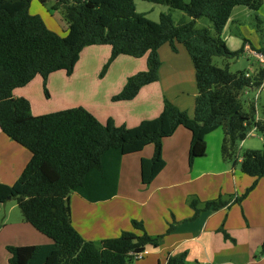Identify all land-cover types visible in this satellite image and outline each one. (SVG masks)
<instances>
[{"label": "trees", "instance_id": "obj_1", "mask_svg": "<svg viewBox=\"0 0 264 264\" xmlns=\"http://www.w3.org/2000/svg\"><path fill=\"white\" fill-rule=\"evenodd\" d=\"M38 1L45 4L50 0ZM55 1L54 9L63 10L69 24L65 35L31 14L32 0H0V129L31 153L13 185L0 183V204L17 201L24 220L53 242L7 247L10 264H132L133 254L144 253L149 245L159 247L174 226L166 234L152 237L142 221L133 220V231L100 243L86 241L72 224L70 197L76 193L93 203L113 198L123 157L148 145L154 146V153L141 160L140 171L142 184H151L166 166L164 139L180 127L192 134L190 168L205 156L207 135L223 129V160L233 167L240 164L241 171L255 181L240 197H219L207 201L204 209L241 204L264 178V149L241 152L240 148L251 128L264 139V111L258 118L255 100L247 110L241 100L245 91H256L263 84L264 68L252 75L233 73L229 62L219 68L213 59L230 61L244 53V47L230 50L221 36L236 7L255 12L264 0H142L185 13L190 20L180 24L174 23L171 12L160 14L158 22L149 20L137 12L135 0ZM201 17L213 23L216 35L196 28ZM166 44L175 53L183 46L193 63L197 86L193 118L166 99L159 117L128 128L112 120L103 124L84 107L35 116L29 100L14 95L38 75L47 79L62 69L73 71L86 47L109 46L111 56L101 76L120 56L147 60V69L130 77L112 97L113 102L131 101L143 87L159 82V49ZM260 53L264 55V50ZM190 205L198 215V201L193 199ZM225 238H229L226 233ZM165 264H187L186 254L169 258Z\"/></svg>", "mask_w": 264, "mask_h": 264}, {"label": "crops", "instance_id": "obj_2", "mask_svg": "<svg viewBox=\"0 0 264 264\" xmlns=\"http://www.w3.org/2000/svg\"><path fill=\"white\" fill-rule=\"evenodd\" d=\"M34 2L35 0L31 2L30 7L33 15L37 14L32 12L35 7ZM67 29L68 27L64 30L63 35ZM94 47L97 50L103 49L107 53V60L110 58L111 47L109 46L86 47L80 58L83 56L82 60L84 61L88 55L94 54L95 51H91L94 50ZM184 49L179 45L178 52L175 53L169 44L163 45L159 49V56L162 55L163 60L166 58L169 61V70L163 69L165 77L167 71L169 73L179 71L176 66L184 67L180 62H183L188 68L194 67L191 58L188 53L184 52ZM244 52H246L245 49ZM253 52L256 51L253 50ZM131 58L129 56L118 57L110 67L109 74L117 64L135 59ZM135 60H137L135 63L138 64L140 70L147 69L146 58ZM230 61H226V63H230ZM88 65H91L90 62ZM88 65L86 67H89ZM162 66L164 67V65ZM263 67L262 65L261 68ZM62 70L50 74L49 80L53 76L56 79L62 78L64 76ZM37 79L38 77L35 80ZM49 84L56 87L65 83ZM104 84L92 83L91 88L85 87L86 84L82 85L81 83L75 88L71 86L70 91L75 89L80 95H85V98L73 100L74 97H70L64 101L65 106L58 111L84 107L103 124L112 120L117 126L136 128L142 122L160 116L163 111L164 97L168 98L166 94L168 92L172 98L168 99L173 104L190 113L186 108V101L179 100L177 93H171L166 89L161 79L157 83L143 87L133 100L123 102H112L110 99L115 94H110L108 91L100 92L99 89ZM167 84L173 85V89L179 87L180 91L184 90L183 83ZM125 85L126 83H119L116 87L117 93L121 92ZM191 85L193 90L188 103L190 109L195 111L197 86L196 83H191ZM27 86L16 89L15 97L28 99L33 115H44L43 112L34 110L33 104L26 94ZM69 90L63 89L62 91L65 95H69ZM92 90H94V96H91ZM178 94L182 96L181 93L178 92ZM98 95L101 98H97ZM259 97L260 94L257 95V98L255 95L256 107ZM257 117L261 118L258 115V110ZM215 132L207 135V152L205 156L196 159L191 168L188 162L191 132L180 127L173 136L164 139L163 158L166 166L147 186L141 181L140 164L143 158H152L154 153L152 145H148L139 153L124 156L121 162L116 196L106 201L93 203L76 193L71 195V220L74 228L86 241L100 243L106 239L117 238L123 232L133 231V220L142 221L145 230L152 237L164 235L169 227L174 226V230L161 240L159 247L146 246L144 257L137 264H165L169 258H177L183 254H186L187 264H264V256H262L264 255V178L258 181L255 189L241 204L220 210L204 209L207 201L219 197H228L227 200L231 196L240 197L255 181V178L245 175L241 169H237L231 163L223 160L221 147L224 134L222 137L221 135L215 136ZM211 140L217 141L218 145L213 152L210 151L209 142ZM261 144L264 145V139ZM261 144H250L245 140L240 148L263 150L264 146L260 148ZM211 153L213 158L210 157ZM21 155L26 158L22 146L7 137L0 129V164H4L5 170H10L9 173L7 171L3 174L0 173V183L13 185L18 180L19 176L15 179L12 169L23 160ZM128 163L134 165L131 172L133 180H127L129 189L125 194H122L123 171ZM193 199L198 201L197 209L200 210L198 215H195L196 212L190 205ZM4 205L5 203L0 204V215ZM13 207H10L4 220L0 221V264H10L11 255L7 250L9 246L34 247L53 243L51 239L38 232L24 220L18 218V222H13ZM236 208L240 210L238 211ZM225 233L229 236L228 239L225 238Z\"/></svg>", "mask_w": 264, "mask_h": 264}, {"label": "rangeland", "instance_id": "obj_3", "mask_svg": "<svg viewBox=\"0 0 264 264\" xmlns=\"http://www.w3.org/2000/svg\"><path fill=\"white\" fill-rule=\"evenodd\" d=\"M135 3L137 5V12L140 14H144L149 20L154 22L159 21L160 14L168 13V12H171V16L175 24H180L184 21L190 20V18L185 13L178 10H171L165 5L153 4L142 0H135ZM34 4L35 7L33 8L32 12L37 13L34 15H39L51 30H53L54 32L60 35H63L64 30L67 27L69 28V24L65 18L63 10L54 9V5L56 4V1L50 0L47 3L42 4L38 0H35ZM195 26L197 29L206 28L213 35H216L213 23L206 17L199 18ZM221 37L227 42V45L230 50L237 51L242 47H244V49L246 50V52H244L239 58L230 61L229 69L231 72L236 73L239 71H247L251 75L258 72L261 69L262 64L259 63V59L254 54L253 50L256 51L255 52L256 54H260L259 52H262L264 50V4L258 11L255 12L243 6L236 7L233 10L231 19L229 20ZM245 42L246 44L244 45ZM182 48L184 49L183 46ZM93 49L94 50L91 51H95L94 54L88 55V57H86L84 61L82 60L83 56L79 58L78 63L76 64V67L73 71L68 72L66 70H62L64 71V76L62 78L56 79V77L53 76L51 80H49L50 76H48L47 79H44L43 76L38 75L37 76L38 79L35 80L37 78L36 77L33 80V82L27 86L26 94L29 96L33 104L34 110L36 112H43V114H50L53 113L54 111L57 112L58 110L63 108L65 106L64 101L69 99L70 97H74L73 100H79L80 98L84 99L85 95H80L79 92H77L75 89L72 91L69 90L71 86L75 88V86L80 83L82 85L86 84L85 87L88 88H91L92 83H105V84L107 83L106 85L104 84L105 86L104 85L101 86V88L99 89L100 92L105 93L106 91H108L110 94L117 95L120 93V92L117 93L118 91H116V87L118 86L119 83L120 84L127 83L130 77H132L133 75L139 72H143L146 70V69L140 70L138 64L135 63V61L137 60L133 59L132 61L128 60V62L126 63L117 64L109 74L108 71L110 67L113 65L112 63L109 69L107 70V72L105 73V75L101 76L102 69L107 64L109 59L107 60L106 57L107 53H105L103 49L100 48V50H97L96 47H94ZM184 52L187 54L185 49ZM160 61H161V66L164 65V67L162 66V69L160 67L161 71L159 70V77L161 79V82L164 83L165 88L168 89L171 93L174 92L177 93L179 100L181 99L182 101L184 100L186 101L185 102L186 108L189 110L191 114L188 112L187 113L189 114L190 117L193 118L194 111L190 109L191 107H189L190 104L188 103V99L193 90L191 83H196L194 67L188 68L185 66V64H183V62H180L184 67L176 66L179 71L177 72L173 71V73H169L167 71L165 77V72L163 69L167 68V70H169V63H168L169 61L166 58L163 60L162 55L160 57ZM89 62L91 64L90 66L88 65ZM213 63L219 68H224L226 65V61L220 57H215L213 59ZM87 65L89 67H86ZM49 83L51 84L65 83V84L64 85L59 84L58 86L54 87ZM167 83H173L174 85L175 83H179V84L183 83L184 90L180 91L179 87H175V89H173L172 87L173 85H168ZM63 89H68L69 95H65L64 92L62 91ZM178 92L181 93L182 96L179 95ZM256 93L257 91H251L250 93L242 95L241 100L246 110L248 109L249 103L252 102L253 99L255 100ZM166 94L168 98H171V95L168 92ZM259 94L260 97L257 101V110H258V115L262 116L264 111V90L261 91ZM94 95H95L94 90H92L91 96ZM97 98H101V96L98 95ZM168 98L164 97V101L166 99L169 100ZM110 100L112 101V98ZM119 102H123V101H119ZM249 133H254V135L252 136L248 135L246 139L247 142H249L250 144L262 143L263 137L259 133L255 132L252 128L249 130ZM223 134H224L223 129L219 128L218 130H216L214 135L215 136L221 135L222 137ZM209 145L211 152H213L216 149V146L218 147L217 141L215 142L213 140L209 142ZM262 146L264 145L261 144L260 148H262ZM152 148H154L153 145ZM22 149L26 154V158H23V155H21V159L23 160L18 164H16L15 167H13L12 173L15 179L18 178V176L20 177L24 167L28 164V162L31 159V153L23 147ZM242 151L244 150L241 149V152ZM210 157L213 158L212 153ZM133 168H134L133 163L126 164V169L123 171V182L121 186L122 194H125V192L129 189L127 180H133V177L131 176L132 175L131 172ZM236 168L241 169L240 164ZM5 171H7L8 173L10 172L9 169L6 170L4 169V164L2 165L0 164V173L2 172L3 174L5 173ZM71 195H75V194L73 193ZM223 198L228 199V197H223ZM12 206H14L12 213L13 222H18V218L24 220L22 213L18 207L17 201L10 200L5 203L4 208L2 209V213L0 215V221L4 220L5 215L9 212L10 207ZM236 210L239 211L240 209L236 208ZM132 264H137V262L133 260Z\"/></svg>", "mask_w": 264, "mask_h": 264}, {"label": "built area", "instance_id": "obj_4", "mask_svg": "<svg viewBox=\"0 0 264 264\" xmlns=\"http://www.w3.org/2000/svg\"><path fill=\"white\" fill-rule=\"evenodd\" d=\"M254 54L258 57L259 63L264 66V55L263 54H256L255 52H254ZM263 90H264V82L258 89H256V91H257L256 98H257V95ZM252 91H254V90H252ZM250 92H251V90H247V91H245V94L250 93ZM254 131L256 132L255 129H254ZM248 135L252 136V135H254V133H249ZM143 257H144V253L133 254V258L136 262L141 261L143 259Z\"/></svg>", "mask_w": 264, "mask_h": 264}]
</instances>
